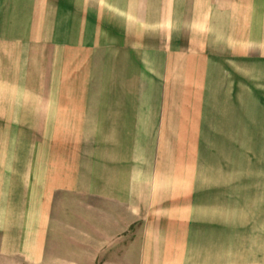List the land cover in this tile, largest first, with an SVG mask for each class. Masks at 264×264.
<instances>
[{
  "label": "crops",
  "instance_id": "crops-1",
  "mask_svg": "<svg viewBox=\"0 0 264 264\" xmlns=\"http://www.w3.org/2000/svg\"><path fill=\"white\" fill-rule=\"evenodd\" d=\"M247 6L0 0V261L49 264L72 195L61 264H264V113L229 125Z\"/></svg>",
  "mask_w": 264,
  "mask_h": 264
},
{
  "label": "rangeland",
  "instance_id": "rangeland-1",
  "mask_svg": "<svg viewBox=\"0 0 264 264\" xmlns=\"http://www.w3.org/2000/svg\"><path fill=\"white\" fill-rule=\"evenodd\" d=\"M246 10L245 78H239L238 83L232 85L231 98L235 97L238 103L235 110L231 105L229 125L244 126L248 131L256 125L259 111L264 113V0H256L255 10L252 6H247ZM77 203L78 198L72 195H60L55 201L52 241L47 250L52 260L49 264H61L63 258L77 255V242L71 235L76 232L68 227L77 222ZM0 264H4L3 261Z\"/></svg>",
  "mask_w": 264,
  "mask_h": 264
}]
</instances>
